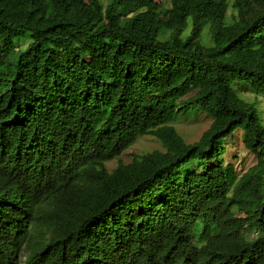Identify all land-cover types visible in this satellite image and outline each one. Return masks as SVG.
I'll list each match as a JSON object with an SVG mask.
<instances>
[{"label": "trees", "instance_id": "1", "mask_svg": "<svg viewBox=\"0 0 264 264\" xmlns=\"http://www.w3.org/2000/svg\"><path fill=\"white\" fill-rule=\"evenodd\" d=\"M167 1L0 0V264H264V0Z\"/></svg>", "mask_w": 264, "mask_h": 264}, {"label": "rangeland", "instance_id": "2", "mask_svg": "<svg viewBox=\"0 0 264 264\" xmlns=\"http://www.w3.org/2000/svg\"><path fill=\"white\" fill-rule=\"evenodd\" d=\"M106 0H102L104 3ZM161 3L164 7L167 6V0H155ZM230 9L227 11V20H229ZM207 29H204L201 36V42L205 45L209 43ZM29 34L23 33L17 38H14V43L17 50H21L29 43ZM234 90L238 94V97L246 102L253 103L257 109L260 119L264 120V98L257 96L254 93H250L249 88L244 85H236ZM210 120L204 115H187L185 117H179L172 122L178 135L186 143L195 141L200 134L208 127ZM155 149H161L160 144L151 136H139L137 137L120 155L118 158L105 162V167L108 171H111L118 161L123 163L130 162L133 155H140L150 152ZM223 162L230 163L235 169L236 174L243 173L251 165L254 164V157L244 149L241 143V136L239 132H234L224 141Z\"/></svg>", "mask_w": 264, "mask_h": 264}]
</instances>
